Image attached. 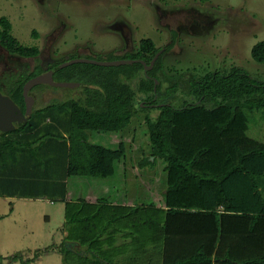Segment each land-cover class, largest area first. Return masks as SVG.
<instances>
[{"label":"trees","instance_id":"trees-1","mask_svg":"<svg viewBox=\"0 0 264 264\" xmlns=\"http://www.w3.org/2000/svg\"><path fill=\"white\" fill-rule=\"evenodd\" d=\"M12 29L9 18L0 17V45L11 54L35 58L36 66L31 71L0 77V90L25 112L23 88L28 80L45 70L40 48L23 45L12 34ZM173 47L174 43L158 48L152 39H142L136 51L124 55L112 52L106 58L132 59L133 63L118 66L76 63L57 71L54 75L57 81L83 83L78 87L83 95L62 100L53 98L47 103L41 101L43 105H34L27 122L12 131L0 130V196L64 201L67 177L112 176L116 164L125 157V143L117 148L94 144L88 141L86 132L118 133L134 116L144 113L152 152L141 166L154 165L160 158L166 162L168 173L167 208L155 210L167 214L192 210L215 213L221 209L225 214L252 217L251 229L262 220V250L257 257L241 261L227 254L217 261L264 264V196L259 188V178L264 176V143L249 137L247 114L248 110L264 109V81L254 78L242 67L233 66L229 71H215L200 78L191 74L181 85L164 86L162 78L166 73L162 59ZM162 49L154 66L147 69ZM251 54L254 61L264 63V41L255 44ZM40 86L37 87L49 88L44 84ZM178 86L185 88L187 96L180 106H175L161 95L172 93ZM152 109L158 112L154 114ZM151 157L154 160H150ZM103 201L98 204L101 209L107 202ZM66 207L65 227L69 235L62 243L35 250L27 257L17 253L12 259L30 264L47 252L82 251L68 241L77 243L80 248L91 245L82 252L96 253L100 258L102 253L112 251L105 247L120 232L117 209L95 212L98 210H93L94 204L86 200L66 202ZM150 207L155 208V204L151 203ZM138 213L136 209L132 211V215ZM141 225L148 230L146 239H151L153 220ZM105 232L108 239H104ZM112 256L109 254L96 263L116 264ZM211 262L212 258L201 246L188 259L172 264ZM148 263L153 264L144 262Z\"/></svg>","mask_w":264,"mask_h":264},{"label":"rangeland","instance_id":"rangeland-1","mask_svg":"<svg viewBox=\"0 0 264 264\" xmlns=\"http://www.w3.org/2000/svg\"><path fill=\"white\" fill-rule=\"evenodd\" d=\"M1 16L9 18L13 25L12 34L23 45L41 49L44 67L89 55L107 57L109 52L124 55L136 51L140 41L149 38L158 48L174 43L173 49L162 59L166 73L162 78L164 86L170 83L181 85L188 81L187 76L191 74L200 78L215 71H229L233 66L242 67L254 78L264 81V63L254 61L251 54L253 46L264 41V0H0ZM34 64L35 59L11 54L0 45V77L31 70ZM45 86L51 89L37 87L32 91V95L38 98L37 106L53 98L62 100L83 95L79 88L70 90ZM54 88L59 91H53ZM161 96L167 98V102L180 106L187 95L185 88L178 86L173 88L172 93L166 96L162 93ZM157 112L154 111V114ZM249 114V134L264 141V109ZM144 119V113L136 115L125 128L128 134L123 136L126 154L117 166L122 167L127 163L128 168L132 167L131 159L136 163L135 159L139 156L135 148H140L146 154L149 138ZM90 134L97 139L109 133L91 131ZM107 146L113 147L110 144ZM159 167L160 163H155L154 170L158 172ZM119 174L117 171V177L111 179L115 190L112 199L116 198V191H126L125 199L129 200L130 191L118 182ZM149 189L148 181L138 178L134 194L138 204L149 202L146 200L148 192H151ZM54 202L57 206L51 207L52 220L46 228L56 231L55 237L42 245L33 244L29 239L18 241V246H14L18 248L8 251L27 257L33 255L30 250H44L62 241L58 228L64 218L54 210L63 206V202ZM43 204L50 203L44 201ZM165 218L164 215L162 220ZM238 225L232 255L241 261L257 257L261 243H258V234L254 233L256 228L250 231L252 222L248 221L239 222ZM90 246L83 245L81 249L85 251ZM163 247L162 243L152 249ZM144 248H147L146 244ZM47 264H55V259H50Z\"/></svg>","mask_w":264,"mask_h":264},{"label":"crops","instance_id":"crops-1","mask_svg":"<svg viewBox=\"0 0 264 264\" xmlns=\"http://www.w3.org/2000/svg\"><path fill=\"white\" fill-rule=\"evenodd\" d=\"M255 110L260 109L247 111L250 121L249 113ZM143 124L147 126L145 119ZM90 132H86V137L89 142L106 147H110L107 146V144H110L113 146L111 148H117L116 146L119 147L121 143H125L123 136H128L124 129L118 132L119 134L109 133L105 136H100L97 138V141L96 138L91 137V134L89 135ZM248 135L264 143L258 137H252L249 134V130ZM135 151L139 154L135 159L136 163L131 159L130 165L132 167L130 168H128L127 163L122 165V167L116 164L115 173L112 176L102 178L75 175L67 177L64 180L67 188L66 197L62 201L63 206L56 207L54 210V212H58L61 215V218H64H62L63 221L58 228L62 241L54 245L62 243L64 238L69 235V230L65 227L67 219L66 202L86 200L94 204L95 208L93 210H98L95 212L108 213L117 209L115 212L120 214L119 220L117 221L120 232L112 243L110 245L107 244L105 247L107 250L112 251L102 253V258L107 257L109 254L113 255L112 259L118 262L116 264H144V262L172 264L188 259L201 246H203L205 253L212 258V262L194 264H226L223 261L218 262L217 258L223 259L227 254L230 258L237 260L231 253L233 250L232 246L236 244L237 232L235 230L239 226V222H251L252 217L225 214L221 209L215 213H202L192 210L163 214L160 211H156L155 209L167 208L165 206V192L168 187V173L165 169L166 162L160 158L156 160L155 163H160L158 172L154 170L155 163L154 165L148 164L141 166V163L147 157L151 156L152 146L149 139L145 155L140 148H135ZM150 160H154V157H151ZM117 171L120 173L118 182H121L120 184L124 185L123 188H127V191H130L128 192L131 194L129 200L125 199L124 193L126 191L124 193H118L119 191H116V198L112 199L115 190L111 179L117 177ZM138 178H143L150 184L149 190L151 192H148V198L146 199L149 202H142L140 204L136 202L134 194L136 193ZM259 188L264 196V176L259 178ZM42 200L50 203L49 205L51 206L49 207L48 204H43L44 201ZM100 200H105L103 202L107 201L102 209L98 207ZM31 203H39L40 206ZM151 203L155 204V208L153 207L151 209ZM52 206H57L56 202L45 197L0 196V264H25L18 260H13L12 257L17 253L12 254V251H8L12 250V248H18L14 247L15 245L18 246V241L29 239L33 244L42 245L49 242L50 238L53 239L55 237L57 232L46 228V225L52 220ZM135 209L140 213L132 215V211ZM125 215L128 217H125ZM164 215L166 218L162 220ZM147 220H153V230L150 231L152 240L146 239L145 233L148 230L145 231L146 228L143 225L140 226V224H143ZM255 228L254 233L259 235L258 239L260 240L258 243H261L260 230L263 228V221L259 220ZM252 230L250 228V231ZM98 236L100 235H96V237ZM105 238L108 239V232L104 233ZM161 242L164 244L163 249H152L158 244L161 245ZM69 243L73 247L81 249L77 243L68 241ZM145 244L147 248H144ZM30 251L32 254L34 253L32 250ZM51 252L45 253L30 264H47L50 259H55V264H98L96 260L102 259L96 253L71 252L63 254L59 250Z\"/></svg>","mask_w":264,"mask_h":264},{"label":"water","instance_id":"water-1","mask_svg":"<svg viewBox=\"0 0 264 264\" xmlns=\"http://www.w3.org/2000/svg\"><path fill=\"white\" fill-rule=\"evenodd\" d=\"M161 52H158L154 59L151 61V64L147 66V69H151L154 66V63L156 59L159 57ZM135 60L132 59H118V60H104V61H98V60H91V59H74L69 62H65L63 64L58 65L56 68L49 70L46 73L40 74L29 81L25 84L23 88V94L25 97V105H26V110L23 112L20 107L6 94H4L0 90V130L1 131H12L16 129L19 125L22 123L27 122L31 114L33 112V108L35 105V98L29 94V91L31 90L32 87L40 84H49L52 86H57V87H78L82 86V83L79 82H57L54 80L53 74L68 65H71L73 63H78V62H90L93 64L97 65H102V66H118V65H123L127 63H133ZM144 62V61H143Z\"/></svg>","mask_w":264,"mask_h":264},{"label":"flooded vegetation","instance_id":"flooded-vegetation-1","mask_svg":"<svg viewBox=\"0 0 264 264\" xmlns=\"http://www.w3.org/2000/svg\"><path fill=\"white\" fill-rule=\"evenodd\" d=\"M2 17V16H1ZM164 48V47H163ZM40 51H41V49H40ZM159 52H161L160 53V55L162 54V52H163V49L162 50H160ZM110 53H112V52H109V53H107V57H108V55L110 54ZM98 55H100V54H98ZM91 56V55H89V56H87V57H85V58H83V59H91V60H98V59H96L97 57H99V56ZM159 55V56H160ZM101 56V55H100ZM101 57H103V56H101ZM107 57H103V58H105V59H103V60H98V61H104V60H106V58ZM40 58H41V53H40ZM159 58V57H158ZM33 59H35V58H33ZM74 59H81V58H70V59H68V60H66V61H64V62H62V63H58L56 66H54V67H52L53 65L52 64H49V65H47V67H44V65H43V60L41 59V63H42V65H43V68H44V72L43 73H46V72H48L49 70H52V69H54V68H56L58 65H60V64H63V63H65V62H69V61H71V60H74ZM78 63H90V62H78ZM73 64H76V63H73ZM72 65V64H71ZM36 66V64H34V66H33V68L31 69V70H33L34 69V67ZM68 66H70V65H68ZM68 66H66V67H68ZM100 66H102V65H100ZM63 68H65V67H63ZM63 68H61V69H63ZM31 70H25V71H31ZM60 70V69H59ZM59 70H57V71H59ZM56 71V72H57ZM55 72V73H56ZM19 73H22V72H19ZM18 73V74H19ZM43 73H41V74H43ZM55 73L53 74V77H54V75H55ZM12 75V74H11ZM40 75V74H39ZM55 80V79H54ZM29 81V80H28ZM55 81H57V80H55ZM57 82H77V81H67V80H62V81H57ZM79 83H81V82H79ZM83 84V83H82ZM40 85H42V84H40ZM40 85H36V86H34V87H32L31 88V90L29 91V94L31 95V96H33L32 95V91L35 89H37L36 87L37 86H40ZM44 85H49V84H46V83H44ZM50 86H52V85H50ZM83 86V85H82ZM54 87H57V86H54ZM78 87H80V86H78ZM78 87H73V88H78ZM62 88H69V87H62ZM34 98H36L35 96H33ZM37 99V98H36ZM35 99V100H36Z\"/></svg>","mask_w":264,"mask_h":264}]
</instances>
